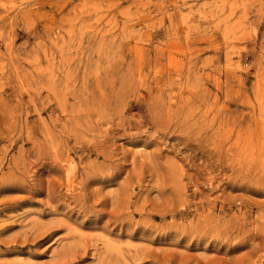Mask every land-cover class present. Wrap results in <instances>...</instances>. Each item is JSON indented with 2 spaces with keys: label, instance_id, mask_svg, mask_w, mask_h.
<instances>
[{
  "label": "rangeland",
  "instance_id": "obj_1",
  "mask_svg": "<svg viewBox=\"0 0 264 264\" xmlns=\"http://www.w3.org/2000/svg\"><path fill=\"white\" fill-rule=\"evenodd\" d=\"M0 264H264V0H0Z\"/></svg>",
  "mask_w": 264,
  "mask_h": 264
},
{
  "label": "built area",
  "instance_id": "obj_2",
  "mask_svg": "<svg viewBox=\"0 0 264 264\" xmlns=\"http://www.w3.org/2000/svg\"><path fill=\"white\" fill-rule=\"evenodd\" d=\"M164 1H168V0H164Z\"/></svg>",
  "mask_w": 264,
  "mask_h": 264
}]
</instances>
